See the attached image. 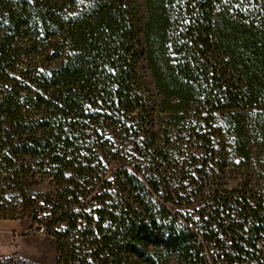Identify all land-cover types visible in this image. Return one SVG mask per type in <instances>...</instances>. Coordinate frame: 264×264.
I'll use <instances>...</instances> for the list:
<instances>
[{
	"label": "trees",
	"instance_id": "16d2710c",
	"mask_svg": "<svg viewBox=\"0 0 264 264\" xmlns=\"http://www.w3.org/2000/svg\"><path fill=\"white\" fill-rule=\"evenodd\" d=\"M143 5L0 0V219L56 264H264V0Z\"/></svg>",
	"mask_w": 264,
	"mask_h": 264
},
{
	"label": "rangeland",
	"instance_id": "374dc122",
	"mask_svg": "<svg viewBox=\"0 0 264 264\" xmlns=\"http://www.w3.org/2000/svg\"><path fill=\"white\" fill-rule=\"evenodd\" d=\"M133 5L134 17L139 19L141 26V21L146 19L143 0H133ZM258 174L257 188L264 192V170ZM193 201L196 203L198 199L194 198ZM42 225L41 222L35 223L28 215L24 218L0 219V257L16 254L35 264H56V239L45 229L40 231ZM262 253L264 254V249Z\"/></svg>",
	"mask_w": 264,
	"mask_h": 264
},
{
	"label": "built area",
	"instance_id": "2783aa9c",
	"mask_svg": "<svg viewBox=\"0 0 264 264\" xmlns=\"http://www.w3.org/2000/svg\"><path fill=\"white\" fill-rule=\"evenodd\" d=\"M40 231H43V228H40Z\"/></svg>",
	"mask_w": 264,
	"mask_h": 264
},
{
	"label": "crops",
	"instance_id": "0c3cea01",
	"mask_svg": "<svg viewBox=\"0 0 264 264\" xmlns=\"http://www.w3.org/2000/svg\"><path fill=\"white\" fill-rule=\"evenodd\" d=\"M11 254V253H10ZM2 257V256H1ZM6 257V256H5Z\"/></svg>",
	"mask_w": 264,
	"mask_h": 264
}]
</instances>
